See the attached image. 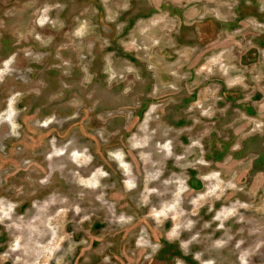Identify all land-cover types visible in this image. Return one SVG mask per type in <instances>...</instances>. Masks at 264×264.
I'll list each match as a JSON object with an SVG mask.
<instances>
[{
  "label": "rangeland",
  "instance_id": "1",
  "mask_svg": "<svg viewBox=\"0 0 264 264\" xmlns=\"http://www.w3.org/2000/svg\"><path fill=\"white\" fill-rule=\"evenodd\" d=\"M0 264H264V0H0Z\"/></svg>",
  "mask_w": 264,
  "mask_h": 264
},
{
  "label": "bare ground",
  "instance_id": "2",
  "mask_svg": "<svg viewBox=\"0 0 264 264\" xmlns=\"http://www.w3.org/2000/svg\"><path fill=\"white\" fill-rule=\"evenodd\" d=\"M45 23H46V21H45ZM43 26H44V25H43ZM129 73H130V72H129ZM129 73H128V74H129Z\"/></svg>",
  "mask_w": 264,
  "mask_h": 264
}]
</instances>
